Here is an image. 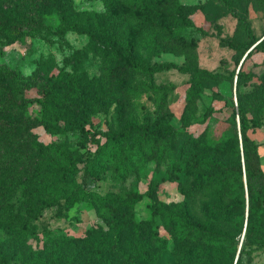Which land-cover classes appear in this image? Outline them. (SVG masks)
<instances>
[{
  "label": "rangeland",
  "instance_id": "1",
  "mask_svg": "<svg viewBox=\"0 0 264 264\" xmlns=\"http://www.w3.org/2000/svg\"><path fill=\"white\" fill-rule=\"evenodd\" d=\"M31 7L39 9L53 31L12 42L0 40V68L22 73L30 87L25 98L37 97V91L47 87L52 92V106L62 118L87 122V129L104 135L129 131L130 146L137 134L132 128L139 126L150 143L143 147L145 161L133 174L124 178L119 170L110 169L102 182L87 179V188L96 193L94 199L69 209H64L61 193L53 197L55 206L33 211L23 190L6 193L3 185L0 195L23 219L11 224L0 220V264H238L248 205L233 209L229 197H218L221 201L217 202L212 193L208 197L192 193L204 170L192 172L189 164L203 160L239 163L241 131L226 104L233 101L238 107L240 93L248 117L260 123L248 136L258 145L264 169V53L253 51L246 60L244 69L255 76L241 87L236 79L194 86L191 73H238L246 55L223 45L222 39L246 40L247 30L262 42L264 0H234L233 11L222 0H117L119 44L108 35L92 42L83 29L63 37L55 35L63 20L78 22L92 14L105 19L102 0H0V9L10 21ZM134 60L151 65L173 63L177 68L140 76L134 71ZM73 76L80 80L82 99L76 95ZM210 108L217 112L206 119ZM3 117L38 122L30 132L48 146L46 154L58 162L68 163L78 154L96 149L90 143L80 148V126L52 121L40 106L31 105ZM49 123L66 132L48 133L45 125ZM3 154L0 160L8 164L17 155ZM176 174L179 183L170 181ZM154 184L152 197L122 204L127 194L147 193ZM257 186V196L264 200V186ZM241 192V185L231 188L236 200ZM107 196V201L98 199ZM184 207L201 238H196V229H189V239L180 241L186 238L181 224L170 223L165 215L155 212H177ZM260 210L257 208L254 224L263 245L242 253L240 264H264V216ZM113 213L119 215L122 227L119 239L108 225ZM102 231L116 241L100 258L95 239ZM213 234H227L232 243L212 247L207 238Z\"/></svg>",
  "mask_w": 264,
  "mask_h": 264
},
{
  "label": "trees",
  "instance_id": "2",
  "mask_svg": "<svg viewBox=\"0 0 264 264\" xmlns=\"http://www.w3.org/2000/svg\"><path fill=\"white\" fill-rule=\"evenodd\" d=\"M34 0H29L33 2ZM106 11L104 18L97 14L86 17L81 21L67 22L63 20L58 27L55 35L63 37L67 32L83 29L87 31L90 40L93 42L99 37L109 36L112 40L119 44V36L117 35L119 20L117 13V0H102ZM223 4L233 11L234 0H222ZM49 31L53 28L46 23L45 16L34 7L28 8L22 13L16 21H10L4 17L0 9V40L12 42L21 36H36L37 34ZM222 44L233 51L245 56V60L241 65L238 73L233 72L230 76L223 74H214L206 70H196L191 73V83L198 86L201 83L217 82L219 80L236 79L237 86L245 85L248 80L255 76V72L244 69L246 60L251 56L253 51L264 53V40L258 42L246 30V40L239 41L234 38L222 39ZM71 61V60H69ZM134 71L140 76H152L156 73L176 69L173 63L147 64L141 61H133ZM9 77V79L7 78ZM12 81L13 86L9 84ZM72 83L76 88V95L82 99V91L80 88V80L73 76ZM30 87L26 83L25 77L18 70L7 69L5 72L0 68V155L15 153L14 160L11 163H4L0 160V188L6 186V193L24 191V196L30 199L29 209L38 211L55 206L56 202L53 197L64 193L63 207L69 209L78 202L92 201L96 195L95 192L87 188L86 181L91 179L95 183L102 182L104 175L108 170H119L120 176L128 178L138 168L139 163L145 161L146 154L143 147L150 143L148 138H143L139 132V126H133L132 131L136 134L134 144L130 146L129 140L131 135L129 131L112 132L104 135L101 131H93L86 128L87 122H81L72 117L62 118L61 114L52 106V92L49 88H41L37 91L39 96L33 98H25L24 94ZM239 96V105L235 106L234 102H228L226 105L231 109L233 114V122L240 127L241 131V160L236 163H216L212 160L192 161L190 162V170L197 172L204 170L202 179L195 182L192 190L194 194H214L217 202L219 198L229 197L230 202H234V208L246 206L248 207V218L245 225V240L242 243L240 258L242 253L253 246L263 245L262 240L256 233L254 217L257 208H260L264 216V200L257 196V183L264 186V169L262 168L258 145L250 139L248 132L260 128V123L251 120L241 103V94ZM164 101V99L162 100ZM31 105L40 106L46 114L51 116V120H63L69 125H77L79 127L80 136L83 139L80 148L85 149L86 144L90 143L96 146L95 151H87L71 158L68 163H61L46 154L48 146H43L37 141V136L31 133V129L38 126V122L31 119L13 121L3 116L7 113L19 109H26ZM217 110L208 109L205 118L212 117ZM238 118V123H237ZM51 121V122H52ZM48 133L58 135L65 133L64 128L55 126L53 123L45 125ZM107 140L104 142L103 138ZM240 144V143H239ZM52 148H59L58 145H51ZM168 154V153H167ZM50 172V173H47ZM3 174L6 175L3 178ZM172 182H180L179 176L174 175ZM241 185V197L237 198L231 193V188ZM157 184L152 185L147 193H129L123 200V205L137 204L141 202L145 196L152 197ZM234 195V196H233ZM110 196L100 198L101 202L107 201ZM34 201V202H32ZM10 201L3 195H0V220L5 223H18L23 219L20 214L13 211ZM156 213L163 214L171 223H180V228L184 231L186 238L180 241L186 242L190 236L189 229H196L194 232L196 238H201L198 228H194L190 222L189 210L187 207L175 210H155ZM111 222H108L112 228L114 238L119 239L121 229L119 223V215L113 213ZM258 232V231H257ZM198 233V234H197ZM259 233V232H258ZM109 232L98 234L95 239V249L98 257L106 256L107 249L113 245L116 239H112ZM211 242L212 247H220L231 244V238L226 235L213 234L211 238H207ZM230 253L227 255L229 259ZM3 256H0L2 258ZM168 264H174L169 262Z\"/></svg>",
  "mask_w": 264,
  "mask_h": 264
},
{
  "label": "water",
  "instance_id": "3",
  "mask_svg": "<svg viewBox=\"0 0 264 264\" xmlns=\"http://www.w3.org/2000/svg\"><path fill=\"white\" fill-rule=\"evenodd\" d=\"M245 60V59H244Z\"/></svg>",
  "mask_w": 264,
  "mask_h": 264
}]
</instances>
